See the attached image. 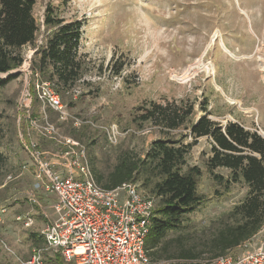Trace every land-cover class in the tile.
Instances as JSON below:
<instances>
[{"label":"rangeland","instance_id":"obj_1","mask_svg":"<svg viewBox=\"0 0 264 264\" xmlns=\"http://www.w3.org/2000/svg\"><path fill=\"white\" fill-rule=\"evenodd\" d=\"M48 6L67 23H83L80 54L86 75L60 97L67 115L62 121L57 112L34 104L36 86L42 82L32 80L33 46L22 49L25 62L20 69L0 74V82L18 74L0 86V206L6 210L0 235L11 249L0 247L2 264H23L33 249L43 250L44 264H67L45 250L39 231L48 219L27 198L35 186L27 148L31 142L54 163L60 160L52 155L67 148L65 138L79 141L93 173L106 176L123 154L143 159L150 145L163 138L158 127L137 122L146 103L193 105L192 123L208 115L222 125L236 122L263 134L264 0H38L33 10L40 27L37 45L48 36L43 26ZM119 64L123 71L115 77ZM26 93L33 97L29 110L22 106ZM179 133L189 136L183 128ZM183 142H191L190 137ZM210 155L207 139H199L187 156L188 166L202 172L197 193L203 202L184 216L180 228L167 234L165 242L177 240L169 246L175 255L185 248L205 252L198 260L211 259L207 246L248 192L243 183L229 191L216 183L206 169ZM215 173L230 175L224 169ZM136 185L151 196L142 180ZM36 194L45 208L55 201L53 194ZM155 201L157 207L159 199ZM31 210L35 225L26 229L16 218ZM45 213L49 220L55 217L51 209ZM245 243L247 247L243 243L230 254L264 244V227Z\"/></svg>","mask_w":264,"mask_h":264},{"label":"trees","instance_id":"obj_2","mask_svg":"<svg viewBox=\"0 0 264 264\" xmlns=\"http://www.w3.org/2000/svg\"><path fill=\"white\" fill-rule=\"evenodd\" d=\"M37 1L0 0V74L20 69L25 62L22 49L33 46L32 80L49 83L58 96L64 98L86 75L85 60L80 54L83 23H67L56 15L52 6H48L43 22L48 36L37 45L40 27L33 15ZM122 71L123 64H119L114 67L113 75L119 77ZM17 77L18 74L9 75L0 86ZM37 103L36 98L34 104ZM139 111L137 122L158 127L163 138L150 145L145 158L123 154L110 173L104 176L94 171V176L97 184L105 189L142 180L151 197L159 199L145 245L151 260L191 262L205 253L180 248L175 255L169 246L177 240L165 242L170 231L180 228L184 216L203 202V197L197 193L202 172L187 164V156L199 139H207L211 149L206 169L212 179L226 191L239 183L248 188L244 200L226 215L224 225L207 246L211 259L227 255L254 238L264 227V123L263 134H260L236 122L222 125L208 115L192 123L193 105L162 106L150 102ZM182 128L189 131V136L179 133ZM72 137L80 140L75 132ZM187 137L191 142L184 143L183 139ZM218 169L227 170L229 177L216 174ZM37 242H34L35 247Z\"/></svg>","mask_w":264,"mask_h":264},{"label":"built area","instance_id":"obj_3","mask_svg":"<svg viewBox=\"0 0 264 264\" xmlns=\"http://www.w3.org/2000/svg\"><path fill=\"white\" fill-rule=\"evenodd\" d=\"M36 89L40 105L57 112L60 120L65 121L64 106L51 85L40 83ZM32 98L29 93L24 95L22 106L26 110L31 108ZM49 128L54 130L53 126ZM62 144L67 148L52 155L60 160L54 163L44 159V152L38 150L35 143L27 147L35 181L34 190L27 198L31 205L43 210L48 219L39 231L45 250L59 255L67 264H170L153 262L145 248L156 209L155 198L143 194L133 183L114 189L101 187L84 146L71 138H65ZM37 192L55 196V201L46 207L53 211L52 220L45 213L46 208L41 205ZM5 214V208L0 206V224ZM16 221L26 229L35 225L32 210L18 216ZM0 247L11 252L1 235ZM42 252V249H33L23 264H44ZM230 252L209 260L178 264H264V244L240 255Z\"/></svg>","mask_w":264,"mask_h":264}]
</instances>
